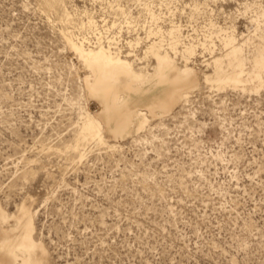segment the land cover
I'll use <instances>...</instances> for the list:
<instances>
[{
  "label": "rangeland",
  "instance_id": "obj_1",
  "mask_svg": "<svg viewBox=\"0 0 264 264\" xmlns=\"http://www.w3.org/2000/svg\"><path fill=\"white\" fill-rule=\"evenodd\" d=\"M108 1L67 6L110 22ZM253 1L173 0L170 15L197 37L209 18L247 32ZM60 27L38 0H0V197L11 211L33 198L51 263L264 264V87L216 90L201 79L179 112L121 140L106 133L117 148L91 142L71 158L53 148L70 136L79 102L97 103L80 96L85 69ZM134 35L122 27L119 38ZM208 52L196 49L202 69Z\"/></svg>",
  "mask_w": 264,
  "mask_h": 264
},
{
  "label": "bare ground",
  "instance_id": "obj_2",
  "mask_svg": "<svg viewBox=\"0 0 264 264\" xmlns=\"http://www.w3.org/2000/svg\"><path fill=\"white\" fill-rule=\"evenodd\" d=\"M38 1L47 14H56L63 42L85 69L80 96L97 103L92 110L79 102L70 136L53 148L71 158L81 159L91 142L119 146L109 145L106 133L121 140L143 130L155 116L179 112L176 108L190 101L201 79L216 90L259 91L264 87L263 1L243 7V12H253L251 30L238 32L233 25L217 26L209 18L201 37L174 21L170 15L174 14L173 0H132L135 14L122 0H109L115 15L110 22L105 16L96 19L86 8L83 17L75 18V11L67 6L70 0ZM197 8L194 4L193 9ZM122 27L135 33L124 43L119 38ZM139 27L144 36L138 33ZM116 28L118 34H111ZM198 47L209 51L206 69L197 65ZM203 125L199 122L198 126ZM28 173L23 170L20 176L26 178ZM32 201L31 196H24L11 211L0 197V264H52L37 232Z\"/></svg>",
  "mask_w": 264,
  "mask_h": 264
}]
</instances>
